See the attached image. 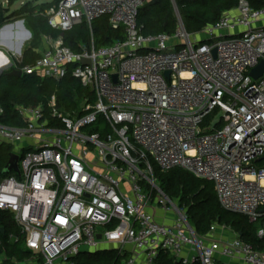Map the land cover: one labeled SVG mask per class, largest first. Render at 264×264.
Returning <instances> with one entry per match:
<instances>
[{"label": "built area", "instance_id": "obj_1", "mask_svg": "<svg viewBox=\"0 0 264 264\" xmlns=\"http://www.w3.org/2000/svg\"><path fill=\"white\" fill-rule=\"evenodd\" d=\"M149 1L59 0L44 15L61 34L45 36L32 63L16 67L22 54H14L11 69L70 73L94 96L67 114L55 96L46 107H19L21 126L3 123L0 105V142L19 169L0 178V210L18 228L8 242L29 251L19 264H75L104 249L117 250L118 264H264V251L240 236L197 234L152 165L212 182L220 207L258 223L264 237V72L250 75L264 60V7L239 0L200 39L180 22L171 34L142 33L137 15ZM103 16L124 38L100 47L91 38L77 52L64 44L63 32Z\"/></svg>", "mask_w": 264, "mask_h": 264}, {"label": "trees", "instance_id": "obj_2", "mask_svg": "<svg viewBox=\"0 0 264 264\" xmlns=\"http://www.w3.org/2000/svg\"><path fill=\"white\" fill-rule=\"evenodd\" d=\"M59 0L33 5L26 3L19 9L10 11L8 7L0 5V26L10 18L24 20L27 29L31 33L29 45L22 54V61L16 64L21 67L32 63L38 53L42 36L57 37L60 31L52 28L44 15V11L55 5ZM239 0H177L180 15L185 30L189 33H199L206 25L215 24L221 14L238 4ZM253 8L264 7V0H247ZM137 25L144 34H156L161 32L173 33L177 26V19L173 13L170 0H151L145 3L138 12ZM64 44L77 52L80 46L91 43L93 38L96 47L107 46L116 39L124 38L122 29L114 30L110 27L107 17L95 19L88 25L82 22L62 33ZM8 71L0 74V105L3 108L1 120L9 126H21L24 121L20 115L19 107L43 105L46 107L51 96H55L56 108L59 112L72 113L84 98L94 100L93 94L84 87L80 81L70 73L59 79L51 77L41 78L34 74L22 73L20 76L10 75ZM11 146L0 142V178L9 174H1L5 166ZM158 169V168H157ZM160 171V170H159ZM161 172V171H160ZM159 178L164 187L170 193L179 197V203L188 204L187 221L197 234L203 235L211 230L213 222L231 229L248 242L254 249L264 251V237L257 236L258 224L250 222L242 214L231 213L222 209L218 203L213 184L210 181L195 178L182 169H172L161 172ZM162 190V189H161ZM183 204V205H184ZM0 253H5L8 259L14 257L17 260L29 255L21 241L9 243L7 235L18 233L11 214L0 210ZM121 260L117 250L104 249L97 252H82L75 264H118ZM1 264H9L4 261ZM168 264V262H167Z\"/></svg>", "mask_w": 264, "mask_h": 264}, {"label": "crops", "instance_id": "obj_3", "mask_svg": "<svg viewBox=\"0 0 264 264\" xmlns=\"http://www.w3.org/2000/svg\"><path fill=\"white\" fill-rule=\"evenodd\" d=\"M3 7H8L4 6ZM10 13V10H9ZM17 20L10 21V19H7L6 22H4L1 27V47H0V70L7 71L11 69V64L15 63L14 60V54L15 53H21L23 54L25 48L29 45L30 39H31V33L27 29V27L24 24L23 19L16 18ZM22 21L23 26L18 25V23ZM29 32L30 35L27 34ZM24 43V44H23ZM23 44L22 48L20 49V45ZM46 46V40L45 36L41 37V42L38 46V48L35 49L36 53H39V51L43 50ZM219 225V224H218ZM230 231H215L214 232H208L206 234H203L204 236H210L211 238L215 239H233L237 236L234 231L229 229ZM227 232V233H226ZM228 234V236H226ZM1 254V253H0ZM5 254V253H4ZM6 255V254H5ZM29 255H27L24 259L18 260L19 262H23V260L27 259ZM7 257V255H6ZM17 260V259H16ZM15 258L12 257L11 259H8L5 261H9V264H19L18 261L16 262ZM223 261L227 264H240L235 261H231L228 259H223ZM16 262V263H15Z\"/></svg>", "mask_w": 264, "mask_h": 264}, {"label": "rangeland", "instance_id": "obj_4", "mask_svg": "<svg viewBox=\"0 0 264 264\" xmlns=\"http://www.w3.org/2000/svg\"><path fill=\"white\" fill-rule=\"evenodd\" d=\"M53 1H55V0H2L3 5H4V6H8V9H9L10 11L15 10V9H19L21 6H23V5L26 4V3H31V4H33V5H36V4H40V3L53 2ZM170 2H171L172 9H173V13H174V15H175V17H176V19H177V22H180L181 24H183V22H182V17H181V15H180V11H179V5H178V3H177V0H170ZM19 19H20V18H19ZM13 20H17V19H16V18H10V21H13ZM24 24H25V23H24ZM25 26H26V25H25ZM198 37H199L200 39L203 38V34H202V32H200V33L198 34ZM23 44H24V43H23ZM23 44L20 45V49L23 47V46H22ZM70 68H71V67H70ZM81 103H82V101L79 103L78 108L80 107ZM78 108H76L74 111H77ZM219 118H220V115L216 116V117H215V120H219ZM94 125H97V126H98L97 131H99V132H102V131L106 128V124H105V122H104L103 120H100L98 123H96V124H94ZM84 131H85V132H91V131H93V130H92L91 127H89V128H87V129H85ZM152 165H153V168H154L155 183H156V185L158 186V188L162 189V191H163L166 195H168L169 198L173 199V201H175V203H177V204L179 205V207H182V206H183V207H184L183 212H184L185 216H187V208H188V204H184V203H183L184 205H183V204L181 205V204L179 203V200H178L179 197H175V196H173V195L170 193V191H168L167 188L164 187V186L162 185L161 180H160V178H159V174H160L161 172L157 169L155 163H152ZM154 194H155V195L162 196L157 190L154 191ZM157 208L159 209V206H157ZM156 210H157V209H156ZM168 215H169L170 217H172V216L174 215V212L171 211V212H169ZM186 218H187V217H186ZM254 224H255V226H256V224H258V223L254 222ZM212 225H213V227H214V229L212 230V232H214V233H216L215 231H221V230L230 231L229 228L225 227L224 225H220V224L218 225V223H216V222H213ZM226 233H227V232H226ZM226 236H228V234H226Z\"/></svg>", "mask_w": 264, "mask_h": 264}, {"label": "water", "instance_id": "obj_5", "mask_svg": "<svg viewBox=\"0 0 264 264\" xmlns=\"http://www.w3.org/2000/svg\"><path fill=\"white\" fill-rule=\"evenodd\" d=\"M159 0H154V2H157ZM18 25L20 26H23V22L20 21L18 23ZM28 35L29 32H27ZM89 60L88 59H83L82 60V63L83 64H89ZM264 72V60H261L255 67H253L250 71V75L252 76L253 79H257L259 78L262 73ZM2 73V70H0V74ZM8 74L10 75H16V76H20L22 75V72L20 69H16V68H13V69H10L8 71ZM166 75L169 74V71H167L165 73ZM16 172L18 173L19 172V169H18V156L13 153V152H10L9 153V158L5 164V166L3 167L2 171H1V174H8L10 172ZM0 232L3 233L4 232V228L3 227H0ZM100 237V235H98V238Z\"/></svg>", "mask_w": 264, "mask_h": 264}]
</instances>
